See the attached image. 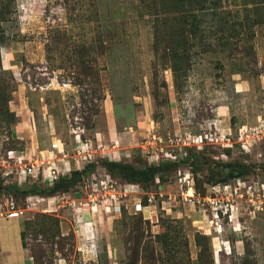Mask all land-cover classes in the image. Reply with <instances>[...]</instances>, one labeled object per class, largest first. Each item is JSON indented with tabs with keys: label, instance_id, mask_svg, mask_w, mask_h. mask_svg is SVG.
Returning <instances> with one entry per match:
<instances>
[{
	"label": "rangeland",
	"instance_id": "obj_1",
	"mask_svg": "<svg viewBox=\"0 0 264 264\" xmlns=\"http://www.w3.org/2000/svg\"><path fill=\"white\" fill-rule=\"evenodd\" d=\"M251 1L221 0L185 48L179 2L0 0V86L12 85L0 98V215L10 201L18 211L0 220V264H33L19 226L34 220L32 246L41 214L60 232L43 246L52 264H120L139 219L145 234H177L180 264H264V26L250 24ZM176 48L190 61L178 78ZM105 159L177 165L144 187L110 176ZM88 162L68 191L6 190L51 186L52 172Z\"/></svg>",
	"mask_w": 264,
	"mask_h": 264
},
{
	"label": "trees",
	"instance_id": "obj_2",
	"mask_svg": "<svg viewBox=\"0 0 264 264\" xmlns=\"http://www.w3.org/2000/svg\"><path fill=\"white\" fill-rule=\"evenodd\" d=\"M168 1L172 4H176L179 2L184 5L182 6V10L177 11L178 15L176 16L177 25L175 34L180 38L181 43H183L184 47L186 48L188 43H192L193 41H195L196 37H198L200 27L204 22H207L206 17L208 13L206 12L211 10V15H215L218 8L217 6L221 0ZM249 3L252 4V9L254 11V18L253 21L250 22V24L264 26V0H253ZM187 5L188 8L185 7ZM195 6L198 7L196 8ZM6 13V10H0V17L4 18ZM157 24H160V22H157ZM251 34L253 33L251 32ZM200 39L202 41V38ZM154 46L155 50H158L159 39L157 35L155 38ZM172 52L174 56H172L173 64L171 68L175 73L176 78H178V76H180L183 72H185V75L186 70L189 69V56H179L177 53V48ZM247 52H254L252 46H248ZM181 59H184L183 64L181 62ZM15 80L16 78L12 75L11 72V82H14ZM10 87H12V85L6 84L5 81H3L2 86H0V98H4L5 96V104H7V101L10 97V93L8 94L7 92ZM7 113H9V111L6 109L5 114ZM8 115H11V117L14 118L13 113H9ZM100 163L110 176L118 177L124 182L141 184L144 187L153 184L156 180V176L157 179L163 180L162 172L164 170H167L169 167L175 168L177 165L175 162H162L157 165L147 164L144 162V164L141 166H133L132 164L126 163L121 160L108 159L100 160ZM94 166L95 163L88 162L83 166V168L79 170H73L67 176H59L51 186H41L34 183H26L23 185L11 184L6 186V190L12 197L21 195L23 198H26L27 196L31 195H54L59 192L70 190L80 179L81 175ZM236 167V171H238L239 174H243L244 165H239ZM41 217H43L45 220L40 219ZM36 220H38V222H42L34 224L37 229H35L34 231L33 240L37 241L39 234L42 235L43 240H40L39 242H33L32 246H30L29 242L27 241V235L29 234L30 227H33L31 225L33 224L34 220L26 219L23 221V227L19 232L21 245L25 250L30 249V257L33 258V264H52L55 252L53 244L51 243V249L49 250V252H47L43 246L47 244L48 241L50 242L55 235L60 236V232L57 228L58 226H53L52 228L50 224L47 225L46 223L47 220H55V224H57L56 218L41 214L40 216H36ZM48 230L53 231V235L48 236ZM169 231H171L170 228H168L166 232L163 231L155 234L147 232V234H145L144 229L142 228L141 220H136V226L133 230V241L132 244L128 247V257H126V259L123 260L120 264H180V262L177 260L179 251L177 250V245L174 242L175 236H177V234L171 236ZM62 238H64V236H62ZM197 244L200 247L204 246V248L200 249L199 256L201 257L202 255H204V253L207 252L208 247L206 244H202L199 239L197 240Z\"/></svg>",
	"mask_w": 264,
	"mask_h": 264
},
{
	"label": "built area",
	"instance_id": "obj_3",
	"mask_svg": "<svg viewBox=\"0 0 264 264\" xmlns=\"http://www.w3.org/2000/svg\"><path fill=\"white\" fill-rule=\"evenodd\" d=\"M12 152H14L13 150H8L6 153H7V156L9 157V158H12V157H14V156H12ZM15 154V153H14ZM1 155H2V157H1ZM0 158H2L3 159V154H1V152H0ZM33 170H32V168H26V170L25 169H22L21 170V172L22 173H30V172H32ZM48 177H50L51 178V180H56L57 178H58V176L57 175H53V172H52V176L51 175H49ZM99 190V189H98ZM96 188H93V189H91L90 190V192H89V194H88V196H89V200L92 202L94 199H95V196H96ZM10 208L12 209V210H10L8 213H7V216H9V217H12V216H17L18 215V211H16L15 209H14V206H13V202L12 201H10Z\"/></svg>",
	"mask_w": 264,
	"mask_h": 264
},
{
	"label": "crops",
	"instance_id": "obj_4",
	"mask_svg": "<svg viewBox=\"0 0 264 264\" xmlns=\"http://www.w3.org/2000/svg\"><path fill=\"white\" fill-rule=\"evenodd\" d=\"M19 137H21V136H19ZM24 152V151H23ZM2 219H15V216H12V217H9V216H3V215H0V220H2ZM21 228H20V226H19V230H20ZM20 232V231H19ZM0 237H1V234H0ZM1 242V241H0ZM0 248L3 250V248L1 247V244H0Z\"/></svg>",
	"mask_w": 264,
	"mask_h": 264
}]
</instances>
